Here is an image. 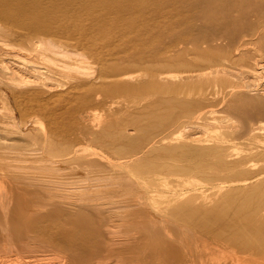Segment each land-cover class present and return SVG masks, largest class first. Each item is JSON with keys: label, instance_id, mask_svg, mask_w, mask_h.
I'll list each match as a JSON object with an SVG mask.
<instances>
[{"label": "bare ground", "instance_id": "6f19581e", "mask_svg": "<svg viewBox=\"0 0 264 264\" xmlns=\"http://www.w3.org/2000/svg\"><path fill=\"white\" fill-rule=\"evenodd\" d=\"M0 264H264V0H0Z\"/></svg>", "mask_w": 264, "mask_h": 264}, {"label": "rangeland", "instance_id": "374dc122", "mask_svg": "<svg viewBox=\"0 0 264 264\" xmlns=\"http://www.w3.org/2000/svg\"><path fill=\"white\" fill-rule=\"evenodd\" d=\"M176 133V132H175ZM174 135V134H173Z\"/></svg>", "mask_w": 264, "mask_h": 264}]
</instances>
